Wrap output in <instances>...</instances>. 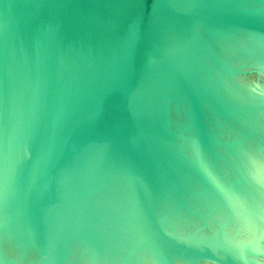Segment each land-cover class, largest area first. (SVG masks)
I'll use <instances>...</instances> for the list:
<instances>
[{"label":"water","instance_id":"95a60500","mask_svg":"<svg viewBox=\"0 0 264 264\" xmlns=\"http://www.w3.org/2000/svg\"><path fill=\"white\" fill-rule=\"evenodd\" d=\"M226 1L0 0V203L9 208L0 213V228L18 216L29 221L39 242L36 264H62L67 238L109 156L124 167L130 211L143 233L135 243L150 241L154 264H175L171 253L214 264H260L245 253L264 254L262 232L217 239L219 224L206 237L163 226L150 176L170 181L149 171L145 152L163 165L175 162L156 152L133 110L153 60L185 87L199 127L192 92L198 84L162 32L201 45L182 23L200 20L264 34V0Z\"/></svg>","mask_w":264,"mask_h":264},{"label":"bare ground","instance_id":"6f19581e","mask_svg":"<svg viewBox=\"0 0 264 264\" xmlns=\"http://www.w3.org/2000/svg\"><path fill=\"white\" fill-rule=\"evenodd\" d=\"M237 2L239 1L229 0L225 3L239 5ZM182 23L188 31L196 33L203 44L199 45L195 40L180 36L167 28L163 30L162 37L176 61L198 84V86L193 85L192 92L195 109L198 107L196 114H198L199 127L193 110L188 104L187 90L160 62L149 61L133 100L134 113L145 128L153 148L167 162H175L166 166L154 154L147 150L145 152L149 171L170 181L150 176L157 216L163 226L169 229L183 232L192 230L198 224L194 217H182L180 213L170 211L171 199L185 207L184 200L188 197L189 203L194 200L197 204L203 203L207 207L214 206L220 210L234 209L238 217L248 224L254 220L264 222V150L262 147L264 88L255 84L254 75L249 74V78L242 77L247 75L244 71L241 75L243 69L257 70L259 80H262V84L264 83V34L218 22L206 24L200 20H185ZM201 31H205L214 41L211 42L203 37ZM234 32L244 34L245 37L249 36V39L244 40L243 36L238 38ZM213 78L215 81H212ZM173 103L184 106L187 110L190 126L197 135L194 145L196 157L204 158L206 166L222 174V178L228 181L238 179L240 184L237 188L239 189L230 190V187L224 188L217 181L213 182L205 171L203 162L198 165L193 157H188L182 146L176 150L174 146L176 134L171 130L170 121V108ZM237 106L239 109H247L246 115L237 111ZM176 109L179 111V106H176ZM205 109L209 113L221 115L225 124L229 126H231L228 122L229 118L231 116L233 118L236 112V120L239 124L228 128L219 119L214 124L215 127L208 128L202 117ZM255 126L261 130L258 132L260 140L257 142L255 137L252 138L255 141L249 146L248 143L252 141L241 140L239 143L236 139L225 142L212 133L216 130L229 135L232 131L236 133ZM182 160L191 168L176 162ZM248 171L251 174L249 179L245 177L249 174ZM193 175L202 177L201 180L208 188L205 189L206 195L198 196L190 193L186 182L190 181ZM8 209L0 203V212ZM215 216L219 218L217 212ZM210 218L216 222L214 217ZM13 222L15 227H24L18 245L20 251L16 252L14 249V256L18 262L14 263L12 260L13 262L8 263L6 259L9 258L8 252L11 250L6 247L8 249L6 251L2 247L3 240L0 245V264H24L29 256L27 252L29 248H34L36 254L30 264H36L39 242L34 228L21 216ZM256 224L253 222V225ZM209 229L212 231L214 227H209L206 223L204 228L197 231L200 233L203 230V233L208 234ZM142 235L130 211L124 167L116 156H109L95 176L85 199L84 212L81 211L78 215L75 226L67 238L62 264H154L155 252L150 241L144 238L135 243V240ZM203 236L208 235L203 234ZM218 238H225L222 231L218 233ZM81 249H84L83 252ZM245 255L264 264V254L250 252ZM171 257L175 264H213L208 260L191 258L195 262L193 263L178 253H171Z\"/></svg>","mask_w":264,"mask_h":264},{"label":"rangeland","instance_id":"374dc122","mask_svg":"<svg viewBox=\"0 0 264 264\" xmlns=\"http://www.w3.org/2000/svg\"><path fill=\"white\" fill-rule=\"evenodd\" d=\"M239 2H237V4L239 3V5L241 4H245V3H249L253 2L255 0H237ZM249 1V2H248ZM236 37L241 38L242 36L245 38L244 40H248L249 36H244V34L241 33H236ZM201 35L209 40H211V42L214 41V39L210 38V36L205 32V31H201ZM257 45V44H256ZM258 47L260 45H257ZM247 68V66H246ZM241 71V70H240ZM240 71H238V74H240ZM247 73L246 76H243L242 73L244 72ZM254 71V72H253ZM252 72V73H251ZM256 72V73H255ZM251 75L255 76V84L258 86H262L264 88V83L262 84V80H259L258 78V74L259 72L257 70H253V69H243L241 71V75L242 77H246L249 78ZM212 81H215V78L212 79ZM264 104H262L263 106ZM179 106V111L174 108L171 105L170 108V118H171V130L176 134L175 135V148L176 150L179 149V146H182L185 148V152L188 155L189 158L193 157L195 161H197L198 165H200L203 162V166L205 168V171L208 173L209 177L211 180L217 181L220 186L224 187V188H229L230 190H237L239 188H237V185L240 184L238 179H234V180H226V178H222L223 175L220 174L217 171L211 170L210 167L206 166V163L204 162V158H197V152L194 151V145L196 142V138L197 135L194 133L193 128L190 126L189 123V118H188V114H187V110L184 106L178 105ZM264 107V106H263ZM237 111H241L242 115H246V110L245 109H239L238 106L236 107ZM245 110V111H244ZM186 111V112H185ZM242 111H244V113H242ZM183 112V113H182ZM205 113L207 115V118H204V122L208 127H213L214 124L221 119V121H223V125L230 128L231 126H234L237 124H239V121L236 120V112L233 114V118L231 116V118H229L230 122L229 125L225 124V121L223 119V117L219 114H214V113H209L208 110L205 109ZM186 116V118H185ZM206 117V116H205ZM188 121V126L189 129H187V121ZM240 119V118H239ZM241 122V121H240ZM243 122V121H242ZM264 123V122H263ZM215 127V126H214ZM225 127V128H226ZM261 130L259 129V127L255 126L253 128H246L245 131H237L236 133H230L229 135H224V133H219L218 131L214 130L213 134L214 136H216L217 138L220 137V139L222 141H230L232 142L233 140L236 139H240L242 141H252L250 143H248V146L253 143V141L257 140V142H259L260 139H258L259 135L258 132H260ZM239 132V135H237ZM241 132V133H240ZM254 137L256 138L255 140ZM253 138V139H252ZM194 141V142H193ZM245 145V144H244ZM253 145V144H252ZM254 146V145H253ZM263 150H264V143L262 144ZM205 152L203 151V156H204ZM200 160V161H199ZM249 174L245 175V177L247 179H249L248 177H251L250 172L248 171ZM227 182V183H226ZM244 181H242L243 183ZM187 187L189 188V191L192 195H198V196H204L206 195L205 189L207 188V185L204 183L203 180H201L200 177L193 175V177L191 178L190 181L186 182ZM234 186V188H232ZM217 194H220L219 191H216ZM189 198L185 197L186 201V206L183 207L180 204H177L173 199H171V207H170V211L173 213H180V216H190L191 218L194 217L196 219V221L198 222L197 226L194 227L192 230H185L186 232L183 231H178L181 233H191L193 232V230L197 229H202L206 226V223L209 225V227H214L215 230V226L219 224V228H221L222 231V235H225V237L227 238H238V239H245V238H250L251 236H253L254 234H259L262 232V234H264V222L259 221H252L249 224L246 223L243 219L239 218L237 213L234 211V209H228L225 208L224 210H220V208L218 209L217 207H207L205 206V204L200 203L197 204V202H195L194 200L191 201V203H189V201H187ZM216 212L218 213V217L217 218L215 216ZM220 212V213H219ZM1 213V212H0ZM210 216L214 217V219L216 220V222H213V220L210 218ZM193 218V220H195ZM253 222H256V225H253ZM214 223V224H213ZM255 224V223H254ZM211 225V226H210ZM13 226V228H11ZM10 226V228L7 229H1L0 228V245L1 242L3 241V245L2 247L4 249H6V251L8 250L7 248H9L11 251L8 252V257L6 260H8V263H11L14 261V263L18 260H16V257L14 256V249H16V252L20 251L19 248V244L21 241V234L24 230V227H15L14 225ZM214 230H207L208 234L203 233L204 231L201 230V232H198V235L203 236L204 235H211L212 232ZM177 231V230H175ZM224 231V232H223ZM6 235H5V234ZM206 237V236H204ZM261 240L264 242V236L263 238H261ZM7 247V248H6ZM84 249H81V251L83 252ZM29 256L28 259L25 260L24 264H30L32 262V260H34L35 258V251L34 248H29L27 250ZM13 260V261H12ZM214 264V263H213Z\"/></svg>","mask_w":264,"mask_h":264},{"label":"flooded vegetation","instance_id":"af4514ba","mask_svg":"<svg viewBox=\"0 0 264 264\" xmlns=\"http://www.w3.org/2000/svg\"><path fill=\"white\" fill-rule=\"evenodd\" d=\"M17 262V261H16ZM20 264V263H19Z\"/></svg>","mask_w":264,"mask_h":264}]
</instances>
